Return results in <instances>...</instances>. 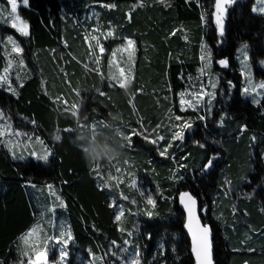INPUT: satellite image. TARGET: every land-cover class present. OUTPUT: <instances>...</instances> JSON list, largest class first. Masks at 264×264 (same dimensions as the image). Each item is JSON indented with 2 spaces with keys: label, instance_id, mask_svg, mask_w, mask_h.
<instances>
[{
  "label": "trees",
  "instance_id": "1",
  "mask_svg": "<svg viewBox=\"0 0 264 264\" xmlns=\"http://www.w3.org/2000/svg\"><path fill=\"white\" fill-rule=\"evenodd\" d=\"M212 1L29 0L17 9L29 35L1 24L25 58L21 80L12 89L0 85V109L14 128L38 135L50 154L47 161L13 155L0 135V264L22 254L28 227L40 225L45 237L50 220L66 224L72 235L64 264H80L90 249L108 264V242L126 235L111 200L123 207V226L136 221L133 243L142 263L194 264L177 202L182 190L196 196L210 226L215 264H264V89L257 101L242 95L235 58L246 42L251 72L264 83V12L251 9L253 0L231 2L221 40L208 39L218 76L211 116L201 119L178 104L201 64V43L211 27L202 12ZM88 5L98 10L103 27L113 25L106 48L125 36L134 41L133 77L125 86L110 80L104 67L88 65L79 23ZM223 57L226 67L217 62ZM6 61L0 43V71ZM81 89L88 94L73 112L68 102ZM176 113L192 120L191 134L184 131L180 140L172 139L169 123ZM157 135L163 139L150 138ZM107 169H118L123 180L106 181ZM132 177L150 188L151 215L130 214Z\"/></svg>",
  "mask_w": 264,
  "mask_h": 264
},
{
  "label": "rangeland",
  "instance_id": "2",
  "mask_svg": "<svg viewBox=\"0 0 264 264\" xmlns=\"http://www.w3.org/2000/svg\"><path fill=\"white\" fill-rule=\"evenodd\" d=\"M237 1V0H233ZM17 4H23V0H17ZM230 3L226 2V0H222V7L224 9V15L222 17L224 22V29H225V20L227 15V7ZM264 7V0H253L251 4V9H255V12L260 11L259 9ZM6 9V11H0V43L4 48L6 53L7 61L2 70L0 71V77L4 79L0 80V85L5 86L8 89H12L14 82H18L22 78L23 72V65L25 58L22 52L17 53L14 48L19 47V44L16 37L6 30L1 29V24H6L8 27H11L13 17L9 15L11 11V6L7 3V0H0V10ZM254 11V10H253ZM205 12H202L203 18H207L208 26L209 23V30H206V35L208 34L209 37H204V40L201 43V52H200V60L201 64L198 68V73L190 77V81L187 83L184 89L179 93L178 97V104L180 110L182 109V105L180 103L181 99L183 98L185 101L191 102L193 104H197L196 96L201 93L203 90L204 93L207 95L204 96V99L199 101L198 106L196 108L188 107V103L183 105L184 110L193 111L196 114H200L201 117H210L212 114V109L214 106V97H215V88H212L211 85L215 84L217 86L218 83V76L213 68V59L212 53L209 44V38L212 39L213 43H218L221 40V35L219 33V29L216 23V0L212 1V5H207ZM17 14L19 15L18 11ZM20 16V15H19ZM83 18L80 19L81 28L83 30H87L85 33L86 37L89 35L88 40L92 42V45L95 48L96 56H98L101 47L104 49L103 40L107 39V35L110 32L109 28L100 27L99 22L97 21V9L92 6L88 5V9L86 10L85 14L82 13L81 15ZM21 20L27 21L20 16ZM87 20H92L90 24H86ZM77 21V20H76ZM19 26V22H17ZM28 24V23H27ZM17 31L16 28H13ZM19 32V31H17ZM224 33V31H223ZM11 36L13 38L12 41L8 40V37ZM216 40V41H215ZM93 47H89L90 51L88 52V61L90 63L89 66L98 65L104 67L107 76L110 80L117 82L121 85H127L132 77H133V65L135 58L129 57L131 52V47H129L126 43V40L121 42L118 47L114 50L119 52V55H112V51L108 50V58L104 57H96L94 54ZM108 48H106L107 50ZM97 50V51H96ZM132 51H134V46L132 47ZM120 52H124L123 55L120 56ZM90 54H93L90 56ZM247 56V60L244 57ZM203 57V59H202ZM23 58V59H22ZM235 58L238 62V67L241 73V86L240 92L245 97H248L251 101H257L259 95L262 93L264 88L259 87L260 84L263 83L262 79L256 78L253 76L251 72V67L249 64V57H248V47L246 42H241L238 47L236 48V55ZM226 60V58H219V60ZM23 61V63H21ZM227 61V60H226ZM264 56L259 60V64L264 67ZM208 65L205 68V65ZM245 64L247 68H245ZM100 65V66H99ZM201 69H204L202 72ZM79 88V87H78ZM247 89V92L245 91ZM84 93L79 92L78 90L75 91L76 99L71 100L68 104L71 106V111L75 112L79 106V103L83 100V97H86L88 91L85 89H81ZM82 96V97H80ZM211 101L208 103V101ZM181 117V120H177L176 117ZM189 114H179L176 113L172 118L169 119V123L174 126L175 131H188V135L191 134V128L184 129V123H188L192 125L191 118L188 117ZM243 127V126H242ZM0 135L3 136L7 141L14 140L16 138L25 137L29 135H25L20 130L13 127L11 120H9L7 114L0 109ZM160 135L157 137L151 136V139H159ZM30 145V143H27ZM9 145H13L9 143ZM217 156H219V152L216 151ZM99 156V155H98ZM101 162L99 161V167L101 166ZM106 169V166H105ZM107 174H105L106 181L113 182L115 184H119L123 180V175L120 174L119 170L116 169L115 171H110L107 169ZM131 181V188L135 190V194H133V205L134 208L131 211V215L139 216L142 214L149 213V208L151 205L147 203V197L150 195L152 197L150 188L147 185H141L140 179H135V177L130 178ZM120 186V185H119ZM51 193V198L53 202H59L60 199L57 193L51 189H48ZM140 197H139V196ZM126 197V195H123ZM153 199V197H152ZM52 202V204H53ZM110 203L113 205L115 213L114 218L119 215L120 220L118 221L120 228L126 229V235L123 240L118 243L113 241L108 242L106 246V254H107V261L108 264H134L135 261H138V264H145L142 263L140 260L138 249L134 246V234L136 231V221L132 222L131 226L125 227L123 226L124 222V215L123 214V207L122 205L117 202L111 200ZM117 220V219H116ZM34 235L29 237L28 242L25 243L22 239L20 241L22 254L15 257L14 260L8 261L6 264H60V252L61 249L65 247V245L58 242L57 239H50V238H59V234L61 231L69 232L68 226L66 224L61 223L60 220H50V230L45 237L42 236V232L40 230V225H35L31 227L27 232L23 233L21 237H23L26 233L30 230H34ZM127 241V243H126ZM65 263V262H64ZM80 264H105L104 257L99 252H94L91 249L89 250V257H85L82 259ZM148 264H156L154 262ZM164 264V263H160ZM246 264V263H243Z\"/></svg>",
  "mask_w": 264,
  "mask_h": 264
},
{
  "label": "snow or ice",
  "instance_id": "3",
  "mask_svg": "<svg viewBox=\"0 0 264 264\" xmlns=\"http://www.w3.org/2000/svg\"><path fill=\"white\" fill-rule=\"evenodd\" d=\"M226 2L231 3L233 2V0H226ZM7 3L11 6V11L9 13L10 16L13 17V21L11 26L13 28H16L17 31H19L22 35L27 36L29 35L28 32V24L21 20L20 16L17 14V9H18V4H17V0H7ZM23 6L24 7H28L29 6V0H23ZM108 7H115V5H107ZM216 9H217V15H216V23H217V27L219 29V33L222 36L223 35V31H224V22H223V15H224V9L222 7V0H216ZM255 11V9H253ZM261 12H264V7H261L259 9ZM0 11H6V9L0 10ZM129 18H130V14H129ZM17 22H19V26L17 24ZM112 33L109 32L108 36H111ZM9 41H12L13 38L11 36L8 37ZM126 43L129 47H133L134 46V41L132 39H126ZM14 50L17 53H20L22 51V49H20L18 46L14 48ZM101 52L104 51V49L101 47L100 49ZM203 59V57H202ZM245 60H247V56L244 57ZM21 63H23V61H21ZM218 63L222 66V67H226L227 66V61L222 59L219 60ZM264 63V62H262ZM208 65H205V68H207ZM245 68H247V65L245 64ZM201 71L203 72L204 69H201ZM4 79L3 77H0V80ZM212 88H215L216 85L212 84L211 85ZM259 87L264 88V83L260 84ZM247 92V89L245 90ZM207 95L206 93L203 92V90L201 91V93L199 95L196 96V100H197V104H193L191 102L185 101L183 98L181 99L180 103L182 105V109H183V105L185 103H188V107L190 108H196L198 106L199 101L204 99V96ZM211 101L209 100L208 103H210ZM177 120H181V117L177 116L176 117ZM201 119H205V117H201ZM191 124L188 123H184L183 128L184 129H189L191 128ZM67 131H72L71 129H68ZM184 133L183 131H175L173 133L172 139L173 140H180L183 139ZM57 139H59V137H57ZM159 139H163V137H159ZM152 143H156L155 140L151 141ZM200 147H204V145H199ZM167 152V148H165L162 152H160V155H165ZM30 155H36L37 160H42V161H47L49 154L45 153L44 155H37L35 153H30ZM22 158V157H21ZM215 159V157L211 158L208 160L207 164H205L203 167L205 169H207L208 167H210L213 163V160ZM48 187L51 189V185H48ZM185 198H187L188 203H185ZM57 199H59V197H57ZM180 200L181 203L184 204L185 208L188 209L189 211V215H191V211L192 208L190 207V205H195L196 201L195 199L187 192H183L180 194ZM147 203L149 205H153L155 204V201L152 199V197L149 195L147 197ZM63 206V202L61 201V205ZM148 215H151V213H147ZM117 221L120 220V216L118 215L116 217ZM187 226V225H186ZM191 231V229H189ZM35 232L34 230H30L28 233H26L23 237H21V239L27 243L29 237L33 236ZM210 233V229L208 227H203L200 230V235H199V242L197 244V237L196 234H194L193 239H194V248L193 251L196 252L197 254V260H198V264H212V259H211V245L210 242L208 240V235ZM50 239H57L59 243L63 244V245H67L69 241L72 240V235L70 232L67 231H61L59 234V238H50ZM115 243V242H113ZM127 243V241H126ZM250 251H254V249H250ZM68 257V252H67V248L64 247L61 249L60 252V264H64V262L66 261ZM134 264H138V261H135Z\"/></svg>",
  "mask_w": 264,
  "mask_h": 264
},
{
  "label": "crops",
  "instance_id": "4",
  "mask_svg": "<svg viewBox=\"0 0 264 264\" xmlns=\"http://www.w3.org/2000/svg\"><path fill=\"white\" fill-rule=\"evenodd\" d=\"M99 12H98V10H97V21L99 22V25H100V27H103L101 24H102V20H100L99 18ZM87 21H90V22H92V20H87ZM103 28H109V31L112 33V35L111 36H108L107 35V39H109V38H113L114 36V29H113V25L112 24H109L108 26H106V27H103ZM87 30H83V33L84 32H86ZM87 37L89 38V35H87ZM87 37H86V35H85V33H84V37H83V41H84V48H86V57L88 58V52L90 51V49H89V47H93L94 48V46L93 45H95V44H93L92 45V42L90 41V40H88L87 39ZM126 39H131L130 37H128V36H125L124 38H123V40L122 41H119V40H117V39H114V40H112V42H111V44H110V46L108 47V49L106 50V44L104 43V40H103V46L105 47L104 48V51L103 52H101V51H98L99 52V54H98V56H96V53H95V48L93 49L94 50V55L96 56V57H102V54L105 52L106 53V58H108V50L109 51H112V55H114V57H115V55H119V52L117 51V50H114L115 49V47L117 48L118 47V45L121 43V42H123L124 40H126ZM114 48V49H113ZM131 49V54L129 55V57H133V54H134V51H132V47L130 48ZM97 51V50H96ZM123 53L124 52H120V56L121 55H123ZM93 54H90V56H92ZM93 55V56H94ZM94 56V57H95ZM6 143H7V145H8V147H9V150L11 151V153L14 155V154H22V153H24L23 155L24 156H32V157H36V155H30V153H35V154H37V155H44L45 153H48V154H50V150H49V148H47V147H45V145L42 143V140L40 139V137L38 136V135H35V134H31V135H29V136H25V137H20V138H16V139H14V140H10V141H7V139H6ZM9 143H11V144H13V145H9ZM27 143H30V145H28ZM31 227H28L25 231H24V233L25 232H27L29 229H30ZM243 263H246V264H248L246 261H243L241 264H243Z\"/></svg>",
  "mask_w": 264,
  "mask_h": 264
},
{
  "label": "water",
  "instance_id": "5",
  "mask_svg": "<svg viewBox=\"0 0 264 264\" xmlns=\"http://www.w3.org/2000/svg\"><path fill=\"white\" fill-rule=\"evenodd\" d=\"M183 192L189 193L196 201L195 205H190V207L192 208L191 215H189V211L187 208H185L184 204L181 203L180 194ZM177 202H178L179 207L183 210V214H184L183 221H182V229L189 238V248H190V252H191L193 259H194V264H198L197 254H196V252L193 251V248H194L193 236H194V234H196L197 244H198L200 230L205 226L210 229V226L207 222L205 223L202 221L201 216H200V207L201 206L198 203L196 196H194V194H192L189 190L180 191L177 194ZM185 203H188L187 198H185ZM189 229H191V231ZM208 240H209L210 245H211L212 264H215V260L213 257V240H212L211 229H210V233L208 235Z\"/></svg>",
  "mask_w": 264,
  "mask_h": 264
}]
</instances>
